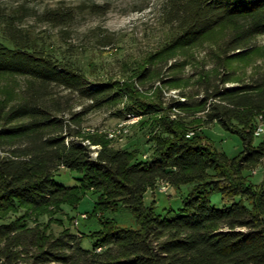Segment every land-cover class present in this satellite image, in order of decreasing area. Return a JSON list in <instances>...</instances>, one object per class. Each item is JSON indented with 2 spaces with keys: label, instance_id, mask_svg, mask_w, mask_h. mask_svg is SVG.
I'll return each instance as SVG.
<instances>
[{
  "label": "trees",
  "instance_id": "16d2710c",
  "mask_svg": "<svg viewBox=\"0 0 264 264\" xmlns=\"http://www.w3.org/2000/svg\"><path fill=\"white\" fill-rule=\"evenodd\" d=\"M44 17L59 25L74 20L71 12ZM165 17L175 35L155 57H166L164 63L220 27L232 29L223 46L227 60L245 57L240 50L264 35V0H169ZM18 21L8 17L0 39V76L29 81L20 100L0 105V264H20L18 249L27 245L38 249L29 264H264V180H251L264 161V139L257 144L255 134L259 118L264 121V74L234 88L226 87L230 73L212 87L207 80L204 99L194 103L165 105L162 96L147 102L136 83L89 80L77 62L33 42ZM150 76L149 68L138 82ZM126 99L116 116L158 115L149 159H141L139 146L117 148L82 131L84 116ZM174 107L190 117L204 113L207 124L219 122L241 137L244 150L230 158L203 133L190 134L186 118H173ZM92 146L99 147L96 156ZM61 167L81 175L76 186L57 182ZM161 182L192 186L178 211L158 214L156 201L146 204V194ZM88 190L98 196L90 220L97 218L99 228L90 236L31 227L30 212L75 206ZM214 193L221 194V209L212 203ZM124 209L134 214L137 229L107 216ZM87 237L91 249L83 245Z\"/></svg>",
  "mask_w": 264,
  "mask_h": 264
},
{
  "label": "rangeland",
  "instance_id": "374dc122",
  "mask_svg": "<svg viewBox=\"0 0 264 264\" xmlns=\"http://www.w3.org/2000/svg\"><path fill=\"white\" fill-rule=\"evenodd\" d=\"M168 3L169 0H0V39L5 20L18 17L19 24L30 34L33 42L60 58L77 62L89 80L136 83L143 99L159 103L158 96H162L165 105L201 101L209 87L208 82L211 81L212 87L220 83L219 76L227 73L233 79L226 84L230 88L250 83L264 74V35L254 38L245 49L240 50L246 54L245 57L227 60L230 57L226 56L223 46L232 30L228 26L216 29L195 46L179 47L170 55L172 58L168 63H164V56L155 59L175 35L165 20ZM70 12L74 20L64 25L55 24L44 17L47 13ZM224 59L226 67L220 65ZM149 68L151 76L139 83V75ZM171 79H175L174 82L168 83ZM28 85L29 81L24 77L0 76V105L20 100ZM129 103L126 99L122 104L106 105L91 111L82 119V131L102 135L117 148L139 146L141 159L146 160L150 158L154 146L151 128L158 115L145 117L127 113L121 118L115 115ZM83 104L88 103L84 101ZM82 107L78 106L75 110L81 111ZM172 114L173 118H177V115L181 116L178 118H186L191 133H203L210 144L228 157L234 158L244 150L239 135L224 129L219 122L205 123L204 113L195 112L190 117L187 111L174 107ZM260 126L264 127L262 117L259 118ZM263 139L264 135L257 138L256 143ZM92 149L93 156H96L99 147L92 146ZM251 173L253 183H262L264 161ZM80 176L78 172L61 167L56 179L58 183L72 187L78 184ZM162 183L146 194V204L151 205L156 201L158 214H165L170 209L178 211L192 186L178 188L168 184L169 190L163 192L160 189ZM97 199L98 196L88 190L79 204L30 212L28 220L33 228L44 225L48 234L57 235L69 229L90 236L99 228L97 218L90 220ZM211 200L215 207H223L220 193H214ZM107 216L116 219L120 227L138 228L135 216L129 209L116 214L108 213ZM83 245L91 249L90 238H85ZM18 250L22 254L20 264H29L38 249L27 245Z\"/></svg>",
  "mask_w": 264,
  "mask_h": 264
},
{
  "label": "built area",
  "instance_id": "2783aa9c",
  "mask_svg": "<svg viewBox=\"0 0 264 264\" xmlns=\"http://www.w3.org/2000/svg\"><path fill=\"white\" fill-rule=\"evenodd\" d=\"M190 134H193V133H190ZM256 136L257 137H262L264 135V127L263 126H260L257 130H256ZM161 191L163 192H167L169 190V185L168 183H162L161 184V187H160Z\"/></svg>",
  "mask_w": 264,
  "mask_h": 264
},
{
  "label": "bare ground",
  "instance_id": "6f19581e",
  "mask_svg": "<svg viewBox=\"0 0 264 264\" xmlns=\"http://www.w3.org/2000/svg\"><path fill=\"white\" fill-rule=\"evenodd\" d=\"M96 155H97V153H96Z\"/></svg>",
  "mask_w": 264,
  "mask_h": 264
}]
</instances>
